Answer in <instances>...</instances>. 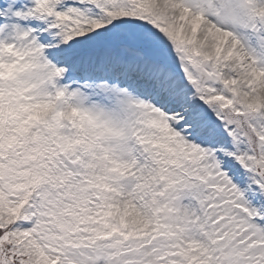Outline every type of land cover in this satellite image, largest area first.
<instances>
[{
    "label": "snow or ice",
    "instance_id": "snow-or-ice-1",
    "mask_svg": "<svg viewBox=\"0 0 264 264\" xmlns=\"http://www.w3.org/2000/svg\"><path fill=\"white\" fill-rule=\"evenodd\" d=\"M0 264H264V0H0Z\"/></svg>",
    "mask_w": 264,
    "mask_h": 264
}]
</instances>
